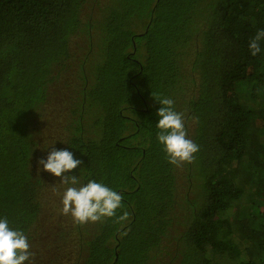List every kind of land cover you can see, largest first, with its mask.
<instances>
[{
    "label": "trees",
    "instance_id": "1",
    "mask_svg": "<svg viewBox=\"0 0 264 264\" xmlns=\"http://www.w3.org/2000/svg\"><path fill=\"white\" fill-rule=\"evenodd\" d=\"M260 30L264 0H0V218L34 253L43 214L64 189L38 164L56 143L82 161L66 175L103 182L123 197L117 215L130 216L123 226L65 222L67 251L53 264L73 244L82 251L75 264H163V246L168 264H264V40L256 56L249 50ZM77 38L87 39L80 58ZM56 82L70 91L64 135L37 141L57 114ZM155 97L175 101L199 145L184 165L189 190L200 192L186 201L175 240L180 167L158 142ZM240 239L251 258L242 259Z\"/></svg>",
    "mask_w": 264,
    "mask_h": 264
},
{
    "label": "clouds",
    "instance_id": "2",
    "mask_svg": "<svg viewBox=\"0 0 264 264\" xmlns=\"http://www.w3.org/2000/svg\"><path fill=\"white\" fill-rule=\"evenodd\" d=\"M264 40V30L256 33L249 42V50L253 56L261 52L260 41ZM162 105L157 115V139L163 146L166 159L172 165L182 167L185 163H194L195 154L199 145L188 138L185 127V113L175 109V101L167 97H155ZM82 161L74 157V153L67 149L53 148L46 159L41 158L39 165L43 170L60 177L64 186L61 195L62 215L70 216L76 225L104 222L114 218L116 223L123 226L128 221L130 214L124 211L117 215L123 208V197L117 191L109 188L103 182L90 179L81 183L75 175H66L76 169ZM54 191H58L55 187ZM127 235V233H123ZM35 256L24 231L13 229L9 226L7 217L0 218V264H26Z\"/></svg>",
    "mask_w": 264,
    "mask_h": 264
},
{
    "label": "rangeland",
    "instance_id": "3",
    "mask_svg": "<svg viewBox=\"0 0 264 264\" xmlns=\"http://www.w3.org/2000/svg\"><path fill=\"white\" fill-rule=\"evenodd\" d=\"M86 43H87V39L85 38H77L75 39V47L73 50H75V57L76 58H80L82 56L83 51L86 49ZM76 69H77V65L76 62L73 64L72 69L67 73V75L65 76V78L69 79L71 81V85H77L79 84V81H77L76 77H75V73H76ZM63 83V82H61ZM61 83L56 82L54 84V86L52 87V91H54V97L52 99V107L53 110L56 109V117L55 115H53L52 120L51 117L48 116L46 118V121L44 124L47 125V130L46 132L43 131L40 126L37 129V132L39 130V133H37V141H41L42 139L45 137H51V141L55 140L56 142L60 140V138L63 137L64 132L61 131L62 129V124H61V115L60 113L62 112V110L65 109L64 106V99L66 97H63L64 95H68V93L70 92L69 89L74 93V91L76 89L73 88H69L67 92V88L64 87ZM75 95V94H74ZM55 121H58L59 124ZM252 123V127L250 129L249 132V136L253 139H255L256 137V125H255V121L251 122ZM44 128V127H42ZM40 129L42 131V136L40 134ZM63 130V129H62ZM256 141V139L254 140ZM47 144V142H46ZM51 147H49V152L53 149H60L59 144L53 145L50 144ZM43 144H41V149H40V154L43 153ZM46 159V156H43ZM197 168V165L195 167V170ZM188 169L185 165H183L182 167L179 168V173H180V179H179V183H178V193H177V206H176V211H177V218L175 223L172 225V227L170 228L169 231V239H177L179 234L181 232H183V222L186 215L189 213H187V205H186V201L189 200L190 198L195 197L196 195H199V185L195 188V193L193 190H189V183L188 180H186V176H189L187 173ZM198 172V168L196 170ZM237 173V172H236ZM239 174V173H237ZM53 177H55L53 175ZM56 178V177H55ZM198 179V180H197ZM196 181H201V177L197 175ZM64 191V189H63ZM54 192L52 190H50L48 192V194H53ZM55 196V195H54ZM54 201L53 203H50V205H48L46 212H44L43 216L46 217L43 221L42 224H40V227L38 229L37 234L34 237V243H33V251L35 253L34 258L30 261L29 264H53V259L56 256H60V260L62 258V256L65 254V252L67 251V245L63 244L62 241V237L60 235L61 232V226H63V224L65 223L66 228L68 226L71 225V223H73V220L70 216H65L62 215L61 212L59 213L58 210L60 211V209L62 208V204H61V196L58 195L56 197H53ZM60 206V207H59ZM59 207V209L57 208ZM91 227L89 226L87 227L88 231H91ZM173 247L177 246V242H173L172 243ZM238 246V250L240 252V255L242 257V259H249L251 258L248 255V252L246 250V247L244 246L243 242L241 241V239L239 240V242L237 243ZM167 248L169 247V245L166 246ZM81 252L78 248L77 245L73 244L70 246L69 248V252L70 254H68V257L65 259L64 261L62 259V263L60 264H66L67 262L71 261L69 264H75L78 261V253ZM170 251H167L166 248L163 246L162 252L163 253V257L165 255L162 262L163 264H168L167 262L170 261L171 257L169 254ZM71 255V257H69ZM215 260H218V257L215 255L214 256ZM69 260V261H68ZM221 262V264H238V260L236 261H231V260H227V259H223V260H219ZM177 260L176 262H173V264H177ZM169 264H172V260Z\"/></svg>",
    "mask_w": 264,
    "mask_h": 264
},
{
    "label": "flooded vegetation",
    "instance_id": "4",
    "mask_svg": "<svg viewBox=\"0 0 264 264\" xmlns=\"http://www.w3.org/2000/svg\"><path fill=\"white\" fill-rule=\"evenodd\" d=\"M66 245H67V243H66ZM82 252V251H81Z\"/></svg>",
    "mask_w": 264,
    "mask_h": 264
}]
</instances>
